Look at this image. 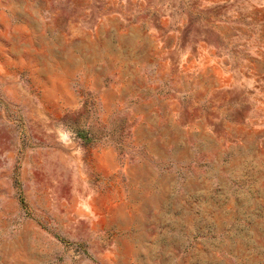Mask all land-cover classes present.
<instances>
[{"label": "rangeland", "instance_id": "1", "mask_svg": "<svg viewBox=\"0 0 264 264\" xmlns=\"http://www.w3.org/2000/svg\"><path fill=\"white\" fill-rule=\"evenodd\" d=\"M0 264H264V0H0Z\"/></svg>", "mask_w": 264, "mask_h": 264}]
</instances>
